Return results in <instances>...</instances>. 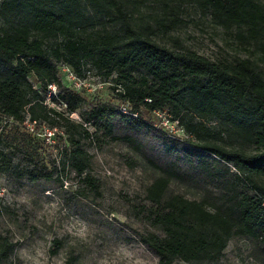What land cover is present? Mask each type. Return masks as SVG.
I'll use <instances>...</instances> for the list:
<instances>
[{
  "label": "trees",
  "instance_id": "16d2710c",
  "mask_svg": "<svg viewBox=\"0 0 264 264\" xmlns=\"http://www.w3.org/2000/svg\"><path fill=\"white\" fill-rule=\"evenodd\" d=\"M184 2L208 15L246 56L212 61L171 38L182 23ZM161 4L154 14L142 13L152 10L145 0H0V161L7 124L10 131L25 121L34 129L56 130L62 165L97 194L84 143L98 149L121 141L140 153L141 131L154 126V114H163L199 151L147 159L157 175L132 210L155 232L141 234L140 242L158 264H217L228 243L239 238L255 261L264 262V3ZM107 10L120 20L105 23ZM166 37L173 47L159 41ZM57 63L77 79L89 66L109 84L112 97L89 101L83 90L63 83ZM209 120L218 122L217 130L207 128ZM49 177L39 172L35 180ZM175 182L194 183L201 197L169 191ZM9 253L2 242L0 259Z\"/></svg>",
  "mask_w": 264,
  "mask_h": 264
},
{
  "label": "rangeland",
  "instance_id": "374dc122",
  "mask_svg": "<svg viewBox=\"0 0 264 264\" xmlns=\"http://www.w3.org/2000/svg\"><path fill=\"white\" fill-rule=\"evenodd\" d=\"M161 1L145 0L152 10L145 8L142 13L158 14ZM179 18L182 23L170 35L183 47L212 61L246 56L236 50L230 35L214 27L196 5L180 4ZM119 20L113 10L104 13L107 24ZM159 41L174 46L168 37ZM57 67L63 83L83 90L89 101L112 97L109 84L101 83L89 66H83L84 78H76L81 83L79 88L74 84L77 81L70 80L66 66L57 63ZM47 104L64 110L49 101ZM70 118L78 121L75 114ZM153 120L152 128L141 131L144 144L140 153L121 141L107 142L98 149L84 143L90 156L88 172L98 185L97 194L80 185L69 167L62 165V143L49 136L47 128L34 129L25 121L18 131H10L7 124L4 132L10 135L1 144L5 157L0 161V244L7 243L10 253L0 259V264H158L140 242L141 234L155 231L132 210L133 205L142 203L146 187L157 175L147 159L155 156L156 161L172 160L183 150L196 152L199 148L165 115L154 114ZM205 124L211 131L218 129L215 120ZM12 137L15 141H9ZM39 172L50 177L35 180ZM169 191L190 200H199L202 194L194 183H171ZM217 264L264 262L255 261L247 242L235 238Z\"/></svg>",
  "mask_w": 264,
  "mask_h": 264
},
{
  "label": "built area",
  "instance_id": "2783aa9c",
  "mask_svg": "<svg viewBox=\"0 0 264 264\" xmlns=\"http://www.w3.org/2000/svg\"><path fill=\"white\" fill-rule=\"evenodd\" d=\"M67 71H68V69H67ZM69 78H70V80L73 81V82H74V81H77V80H76V77H75L72 73H69ZM74 84H75V86L78 87V88H79L80 85H81V83L78 82V81H77V82H74ZM50 88H51V90H54L53 87H50ZM122 111H123L124 113H126L125 109H123ZM55 133H56V130L48 131V135H49V136H54Z\"/></svg>",
  "mask_w": 264,
  "mask_h": 264
}]
</instances>
